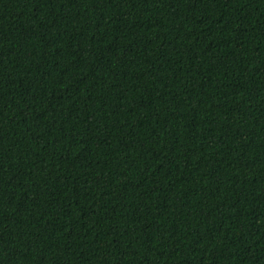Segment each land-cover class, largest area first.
<instances>
[{
	"label": "trees",
	"instance_id": "obj_1",
	"mask_svg": "<svg viewBox=\"0 0 264 264\" xmlns=\"http://www.w3.org/2000/svg\"><path fill=\"white\" fill-rule=\"evenodd\" d=\"M0 264H264V0H0Z\"/></svg>",
	"mask_w": 264,
	"mask_h": 264
}]
</instances>
